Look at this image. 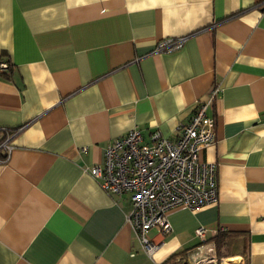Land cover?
Returning a JSON list of instances; mask_svg holds the SVG:
<instances>
[{
    "label": "crops",
    "instance_id": "0c3cea01",
    "mask_svg": "<svg viewBox=\"0 0 264 264\" xmlns=\"http://www.w3.org/2000/svg\"><path fill=\"white\" fill-rule=\"evenodd\" d=\"M171 38L182 47L155 52ZM0 60V264H264V0H0ZM215 87L199 159L217 203L171 211L147 255L127 197L86 168L136 128L172 140Z\"/></svg>",
    "mask_w": 264,
    "mask_h": 264
},
{
    "label": "built area",
    "instance_id": "2783aa9c",
    "mask_svg": "<svg viewBox=\"0 0 264 264\" xmlns=\"http://www.w3.org/2000/svg\"><path fill=\"white\" fill-rule=\"evenodd\" d=\"M184 38L165 39L157 43L155 52H173L182 47ZM10 70L9 62L0 60V75ZM219 89L199 102L189 120L179 124L172 140L159 131L150 134L143 142L136 128L124 136L111 140L103 150V160L86 168V172L109 196L122 199L126 196L130 211L125 221L131 228L140 249L153 255L158 246L149 236L155 230L166 237L171 232L168 215L179 208L200 210L217 203L215 166L201 162L199 156L214 140V120L208 107ZM7 140L0 142L6 151L5 161L11 151ZM206 229L198 227L195 236L205 242ZM205 257L197 264L211 262Z\"/></svg>",
    "mask_w": 264,
    "mask_h": 264
},
{
    "label": "trees",
    "instance_id": "16d2710c",
    "mask_svg": "<svg viewBox=\"0 0 264 264\" xmlns=\"http://www.w3.org/2000/svg\"><path fill=\"white\" fill-rule=\"evenodd\" d=\"M229 240H230V236L226 234H217V236L211 240V242H213L215 245V250L218 258L222 257L223 255L222 251L225 250ZM180 255L181 253L171 256L170 258L167 259L165 264H173L176 258H178Z\"/></svg>",
    "mask_w": 264,
    "mask_h": 264
},
{
    "label": "rangeland",
    "instance_id": "374dc122",
    "mask_svg": "<svg viewBox=\"0 0 264 264\" xmlns=\"http://www.w3.org/2000/svg\"><path fill=\"white\" fill-rule=\"evenodd\" d=\"M237 261H232L231 263H236Z\"/></svg>",
    "mask_w": 264,
    "mask_h": 264
}]
</instances>
